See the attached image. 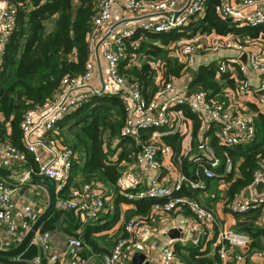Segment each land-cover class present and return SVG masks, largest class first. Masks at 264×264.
I'll return each instance as SVG.
<instances>
[{
  "label": "trees",
  "instance_id": "trees-1",
  "mask_svg": "<svg viewBox=\"0 0 264 264\" xmlns=\"http://www.w3.org/2000/svg\"><path fill=\"white\" fill-rule=\"evenodd\" d=\"M17 6L15 24L5 41L0 59V138L20 149L23 143L22 122L30 106L44 104L60 87L62 78L81 74L85 70L90 53L88 34L92 31L93 16L97 11L96 0H12ZM220 0H205L202 13H192L187 21L167 31H153L137 27L133 34L123 37V52L117 64L119 74L136 81L142 97L149 101L159 87L155 81V69L151 65L159 60L162 64L164 80L188 74L186 87L190 90H204L209 98L226 101L227 89L235 86L227 72L217 73V63L199 64L192 74L184 63L170 54V44L181 42L197 33H232L240 38H253L264 35V23L240 24L238 21L223 19L218 12ZM252 108L253 104L249 103ZM121 90L90 92L86 98L67 111L50 131L57 140L76 153L72 160L70 176L66 183L56 191V203L69 196L71 187L85 181L99 180L113 191V207L97 219L81 220L71 209L56 204L53 212L42 222L40 232L62 231L69 236L83 238L79 256L103 261L105 254L112 249L117 238L124 234L123 225L114 233L107 232L120 215V202L134 206L123 214L125 218L134 214L148 215L155 202H164L168 197L130 198L119 193L117 179L121 169L120 161H133L140 145L152 131L150 127L130 128L129 113ZM185 118L191 119L189 147L182 153L183 136L181 130L162 126V142L168 144L174 153V161L188 178L198 184L195 187L183 184L171 196L185 195L207 209H215L222 200L223 210L228 211L226 203L238 198L253 180L254 171H264V112L258 111L254 117V136L250 140L231 145L219 142L217 130L219 122L203 121L187 104H179ZM134 128V127H133ZM206 140L214 154L220 158L214 174L206 176L203 172L209 166L208 159L197 147ZM191 145V146H190ZM117 160L112 159L116 150ZM225 153L232 160V168L225 170ZM181 156L178 163L177 156ZM25 160L12 165L20 172L30 169L38 172L34 155L25 151ZM210 167V166H209ZM198 172L196 176L193 173ZM80 173L81 180L76 175ZM13 181L12 177L1 176L0 180ZM227 186L222 188L220 183ZM140 188V187H139ZM136 192L137 186L128 188ZM47 199V198H46ZM186 214L191 212L185 207ZM215 213V212H214ZM216 214V213H215ZM38 213L35 215V217ZM216 216H218L216 214ZM232 228L249 236L248 253L264 249V222L261 207L245 211H232ZM219 222H223L220 216ZM214 235L204 234L200 241L193 239L186 243L175 242L176 256L187 264H220L216 247L212 242ZM103 233V234H101ZM13 241L3 246L14 248ZM0 264H28V261L11 256L0 255Z\"/></svg>",
  "mask_w": 264,
  "mask_h": 264
},
{
  "label": "built area",
  "instance_id": "built-area-1",
  "mask_svg": "<svg viewBox=\"0 0 264 264\" xmlns=\"http://www.w3.org/2000/svg\"><path fill=\"white\" fill-rule=\"evenodd\" d=\"M123 1L126 9L136 15L157 14L156 17H140L141 20L132 27L122 30L114 37L106 36L104 39L107 42L104 56L109 73L119 85L123 96L133 101L132 106L126 103L129 116L131 111L137 114L134 121H131L130 128L133 130L138 127L152 128L147 139L140 145L135 163L152 171L154 175L145 189L132 192L128 190L129 185L125 182L132 165L121 167L117 179L118 191L130 198L149 196L168 197V199L164 202H155L146 216L134 214L125 218L123 214H120L118 220L123 225L124 234L117 238L110 252L104 255L103 264H132L134 252L143 251L145 248L144 231L150 228L159 216H166L185 207L191 212L190 219L185 231L181 228L182 235L177 239L184 243L188 235L196 239L200 233L202 236L205 234L207 238H211L214 235L212 228L216 225L215 247L218 245L216 251L220 264H264V249L248 253L249 236L236 232L232 228V211L261 207L264 222V192L253 194L257 182L263 181L264 183V171L260 169L254 171L253 180L247 186L249 195H240L235 200L226 203L231 222L226 220L219 222L213 210L205 208L192 198L185 195L171 196V193L180 189L183 184L195 187L198 183L178 169L174 161V153L168 144L162 142L160 131V128L167 126L169 120L173 118L180 121L187 120L183 110L176 108L179 104H187L203 121L220 123L216 133L221 144L231 145L250 140L254 136V117L258 111L264 112V35L258 34L253 38L245 36L242 39L232 33L205 32L183 39L177 42L176 46H169L170 54L183 62L185 68H190L195 62L196 55L201 52L212 54L219 50H235L237 52L235 54L213 58L217 63V73L227 72L235 82L234 88L229 89V93L225 92L226 101L209 98L204 90H183L176 83V78L164 80L162 64L159 60L151 63L155 69V80L159 83V87L154 96L149 101H145L138 83L129 80L117 71V64L124 47L123 37L133 34L137 27L153 31H167L180 26L187 21L190 14L203 12L205 0H189L187 7L182 11H180L182 0ZM96 2L97 11L92 20L93 28L88 34L91 50L85 70L81 74L63 77L60 87L54 94L43 105L35 107L38 108L35 119L32 109L26 112L22 122L25 149H20L0 138V165L9 167L14 162L24 161L27 150L34 155L38 163V173L54 179L57 190L68 180L72 160L76 157V153L71 147L61 144L60 148L53 149L55 155L61 160V164L55 166L52 160L45 158L37 148L38 139L34 132L38 129L55 132L57 121L86 98L90 92L95 91L91 88L87 94L71 96L74 90L89 87L96 67L93 50L96 41L94 36L100 27L109 21L112 6L117 0H96ZM177 11L178 14H176ZM218 12L223 19L230 18L240 24H261L264 23V0H220ZM16 13L15 2L0 4V59L3 45L14 27ZM251 79H256V84H252ZM240 96L244 99V103L238 99ZM249 103L255 108H252ZM197 147L207 157L210 166L203 168L204 174L213 175V168L219 165L220 158L214 154L206 140L200 141ZM185 152L182 151V153ZM176 159L178 163L181 162L180 155ZM231 168L232 160L225 153V170L229 171ZM29 170L25 169L22 172L17 183L0 180V227H5L9 238L8 243L21 241L38 212L36 202L30 201L16 207L13 199L14 192H22L23 183L29 178ZM197 173H193V176ZM113 197V191L107 190L100 181L90 180L79 186L71 187L69 196L63 200L62 206L73 210L81 220L97 219L102 212L112 209ZM107 201H109L108 204ZM32 240L42 247L46 257L45 264H95L89 258L79 256V250L84 241L82 237L68 236L65 246L60 249L51 244L48 231L37 232ZM4 244L6 243H0V247L6 248ZM144 260L140 264H143ZM159 260L160 264H187L186 261L176 256L172 244L162 246ZM28 264H40V256H35L28 261Z\"/></svg>",
  "mask_w": 264,
  "mask_h": 264
},
{
  "label": "crops",
  "instance_id": "crops-1",
  "mask_svg": "<svg viewBox=\"0 0 264 264\" xmlns=\"http://www.w3.org/2000/svg\"><path fill=\"white\" fill-rule=\"evenodd\" d=\"M7 2H12V0H0V4L7 3ZM187 2H189V0H182L181 1L182 4L180 3L181 7L183 8L187 4ZM148 16L156 17L157 14L150 15L148 13H143L142 15H136L126 9L123 0H117V2L112 6L111 16H110L109 21L106 24L102 25L96 34L94 33L95 34L94 39L96 41H95L93 50H94L96 67H95L92 79L90 81L89 87L79 88L77 90H74L73 92H71V96H74L76 94H84V93L87 94L88 92L91 91L90 90L91 88L95 90L99 89L101 86L100 73L102 74V78L105 84L104 91L105 90H115V91L120 90L119 85L113 80V77L109 73V68H108V65H107V62L104 56V51L107 48L106 40L105 41L103 40L101 44H99L97 49H96V44L100 40V38L103 36V34H105L110 29V26L112 24L120 21L117 25H115L110 30L109 34L107 35L108 37H114L115 35H117V33L121 32L122 30L132 27L134 24L138 23L141 20L140 17L146 18ZM90 50H91V47H90ZM235 53L237 52L231 49L219 50L216 53H212V54L201 52L196 55L195 62L192 64L191 67L195 69L199 64L209 63L212 60H214L213 58L217 56H222L223 54H235ZM187 78H188V74H182V76L176 78L175 80H176V83L180 85L183 90L190 91V89L186 87ZM251 82L252 84H256V79H251ZM227 88L228 87L226 86L223 87L224 90H229ZM124 98L128 105H131V106L133 105V101L130 98L126 96ZM240 101L242 103L245 102L244 99L242 98H240ZM31 111L35 119L38 114V108H33ZM136 115L137 114L134 111H131L130 116H129L130 125H132L131 121H134ZM1 116L2 114L0 113V117ZM34 135L38 139L37 148L43 153L44 157L52 160L53 165L59 166L61 164V160L59 159L58 156L55 155V153L53 152V149L56 150L60 148V145L62 143L59 140H57L55 136L49 130H39L38 129L36 132H34ZM189 141L187 142V144L183 143L182 151H186V149H188ZM117 158H118V149L116 150L115 155L112 156V159L117 160ZM15 163L17 162L12 163V165H14ZM12 165L9 166L8 168H10L13 172H15L16 175L11 176L12 178H15V179L9 182L17 183L19 179L21 178V175H19L20 174L19 172L21 170H19L15 166L11 168ZM120 165L122 167H128L132 165L131 170L129 171L125 179V182L128 183L129 188H134L135 186H137L138 189H143V188L145 189L147 187L148 181L154 175L152 171L146 169L145 167H141L137 165L135 163V159L129 163L125 161V159H122L120 161ZM76 179L77 181L81 180L80 173H77ZM101 183L104 184L103 182ZM220 186L224 188L227 186V183L225 181H222L220 183ZM107 190L109 189L107 188ZM43 191L46 192V190L43 187L31 184L30 179H28L26 182L23 183L22 192L18 191V192L13 193V199L15 200V206L19 207L23 203L34 201L37 203V206H38L37 213L39 214L47 206V199H46L47 197L43 196ZM29 193H31V196H29ZM254 193H257V191L255 190L253 194ZM242 195H249V193L246 194L244 190L241 196ZM33 196H36V197H33ZM222 202H223L222 200H219V202H217V204L215 205L214 212L218 216H220L222 219L226 220L227 222L229 221L231 222V216L229 215L228 211L223 210ZM108 203L109 201H107V204ZM56 204H60L62 206L63 200H59ZM119 206H120V211H121L120 214H124L126 210L133 208L134 205L128 202H120ZM104 213H106V211L102 212L101 216H103ZM189 217H190V214H186V212H184V209L176 210V211L169 213L166 216H159L153 222L152 226L150 228H147L144 231L143 236H144L145 248L143 251H140V252L145 254L146 260H148V264H160L159 258H160V250L162 246L167 245V244L174 245L176 241L182 242L180 239L173 238L172 236H170L168 232L171 228H175L176 231L179 233L181 232V228L183 229V231H185V228L188 225V220L190 219ZM233 221H232V224H233ZM120 224H121L120 220H118L117 222H115V224L110 229L107 230V232L114 233L115 231L119 230ZM49 234H50L51 244L57 249H60L65 246V241L67 237L69 236L62 231H55V232L50 231ZM190 239L198 241V237L194 239V237H192L191 235H188L186 242ZM8 242H9V238L7 237V232L5 231V227L1 226L0 227V243L3 244V243H8ZM215 242H216V237L214 238V241L212 242V247L213 246L215 247ZM53 246L52 248L54 249ZM156 250H157V253H156ZM158 250H159V253H158ZM91 262H93L92 259H91Z\"/></svg>",
  "mask_w": 264,
  "mask_h": 264
},
{
  "label": "water",
  "instance_id": "water-1",
  "mask_svg": "<svg viewBox=\"0 0 264 264\" xmlns=\"http://www.w3.org/2000/svg\"><path fill=\"white\" fill-rule=\"evenodd\" d=\"M189 2L180 10L182 11L187 7ZM179 12L177 11L176 14ZM227 20H231L230 18H227ZM120 22V21H119ZM119 22H116L110 26V29L100 38V40L96 44V49L98 48L99 44L105 39V37L109 34L110 30L117 25ZM243 58H245V55H243ZM194 68H189L188 73L192 74L194 72ZM100 80H101V86L99 89L95 90L96 93H101L105 89L104 80L102 78V74L100 73ZM188 80V78H187ZM30 109H33V106H30ZM23 172V171H22ZM22 172H19L21 175ZM0 175L1 176H7L11 177L13 175H16L15 172H13L10 168L5 167L3 165H0ZM161 175V174H160ZM28 176L30 178L31 184L38 185L43 187L47 192V206L40 212L36 218L31 223L29 229L26 231L24 236L22 237L21 241L14 247V248H2L0 247V255H6L15 257L17 256L18 259H22L25 261L32 260L35 256H40V264H45L46 257L44 256V252L41 246H38L36 242H34L32 239L34 238L35 234L37 232H40L39 228L42 224V222L53 212V210L56 207V181L49 176L37 173L32 170L28 171ZM255 189L257 192H264V183L263 181H258ZM245 193H249V188L245 189ZM170 236L173 238H178L181 236V232H177L175 228H171L168 232ZM202 234L200 233L198 235V241H200ZM145 259V254H143L140 251L134 252L132 256V264H140ZM143 264H148V260H144Z\"/></svg>",
  "mask_w": 264,
  "mask_h": 264
},
{
  "label": "rangeland",
  "instance_id": "rangeland-1",
  "mask_svg": "<svg viewBox=\"0 0 264 264\" xmlns=\"http://www.w3.org/2000/svg\"><path fill=\"white\" fill-rule=\"evenodd\" d=\"M176 44H177V42H172L171 44H170V46H173V45H175L176 46ZM223 55H229V54H223ZM222 55V56H223ZM229 90H226V92L227 93H229L228 92ZM241 98V96L240 97H238V99H240ZM175 125V126H174ZM168 127H171V129L172 130H174V131H176V130H181L182 131V133H184V136H183V143L184 144H187V142L189 141V139H190V129H191V126H192V121H191V119H187V120H183V121H180V120H176V119H171V120H169V124L167 125ZM166 127V126H165ZM118 151H119V149H118ZM33 194V193H32ZM36 194V193H35ZM47 193L45 192V191H43V196L45 197H47V195H46ZM29 196H31V193H29ZM42 196V195H41ZM33 197H36V196H33ZM156 253H157V250H156ZM158 253H159V250H158ZM94 261V260H93ZM95 261H97L98 262V264H103V261L102 260H100V259H97L96 258V260Z\"/></svg>",
  "mask_w": 264,
  "mask_h": 264
},
{
  "label": "clouds",
  "instance_id": "clouds-1",
  "mask_svg": "<svg viewBox=\"0 0 264 264\" xmlns=\"http://www.w3.org/2000/svg\"><path fill=\"white\" fill-rule=\"evenodd\" d=\"M190 68H191V67H190ZM37 173H38V172H37ZM28 179H30V178H28ZM6 181H7V180H6ZM35 218H36V217H35ZM35 218H34V219H35Z\"/></svg>",
  "mask_w": 264,
  "mask_h": 264
}]
</instances>
